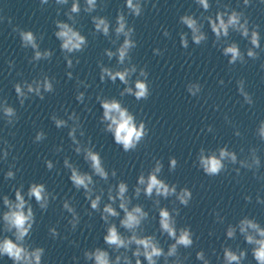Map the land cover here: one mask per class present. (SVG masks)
Instances as JSON below:
<instances>
[{"label":"clouds","instance_id":"1","mask_svg":"<svg viewBox=\"0 0 264 264\" xmlns=\"http://www.w3.org/2000/svg\"><path fill=\"white\" fill-rule=\"evenodd\" d=\"M39 2L41 6L49 4V0H39ZM194 2L204 12H209L212 8L210 0H194ZM216 2L219 6L220 0H216ZM54 3L63 6L68 5L69 0H54ZM148 3L149 0H125L124 8L127 11L125 12L124 8L119 9L113 25L106 16L92 15L97 11L98 6L99 10L103 11L107 7V0H83V7L81 0H71L70 8L64 12L67 22L60 19L54 21L57 29L54 35L60 42L59 47L66 67L73 69L78 65L80 59L76 54L82 53L88 46L87 37L76 27L77 17L83 11L91 17L94 26L93 35H103L115 46L114 50L112 48L104 49V55L109 61L115 58V66H107L102 61L97 62L101 83L111 81L115 84L119 80L124 85L119 92L121 98L132 96L136 101H146L151 95L149 73L146 66L139 67L133 62L131 53L138 46V42L134 38L135 27L129 24L128 16L141 17ZM251 3L252 0H243L245 7L250 6ZM260 3H264V0H260ZM152 6L156 7L155 4ZM220 7L215 15L201 13L199 19L194 13H186L179 17V23L189 30L178 33L181 47L188 49L189 35L193 44L197 46L205 44L208 41V35L204 31V24L207 22L214 34L213 47L219 48L222 55L228 58V65H245L248 59L253 61L260 59L261 53L264 52V46L261 45L260 26L251 23L249 16L243 10L238 11L231 8L229 4ZM60 11V8L56 9L57 16L60 15ZM5 20L12 27V32L18 35L21 47L32 50L33 55L29 59V63L33 64V67L42 60L51 61L54 55L53 51L51 49L42 50L40 47V41L44 39L43 34L37 37L32 30L13 25L12 17L0 14V23ZM231 32L238 33L248 41L250 46L242 51L237 42L228 39ZM163 35L170 37V32L164 29ZM121 37H123L122 42H120ZM153 54L162 56L163 52L156 48L153 49ZM8 65L11 70L15 67V62L9 60ZM260 68L264 71V62H261ZM66 75L69 80L73 79L72 71H68ZM218 83L223 85L224 80L221 79ZM236 85L243 102L249 106L254 105L252 94L246 90V81L243 78L238 79ZM76 86L75 99L83 104L85 92L79 91V88L88 89L91 85L86 80L76 77ZM13 87L21 107L25 105L26 100L32 97L43 100L46 93L55 91L54 78L46 73L33 78L31 82L28 80L16 82ZM185 87L190 96L200 98L203 91L201 83L193 81L187 83ZM95 99L102 108L99 122L103 125V131L110 133L115 144L121 146L125 153L136 151L149 136L150 129L145 120H138L136 114L125 106L122 99L104 96L102 92L97 93ZM215 107L219 110V105ZM64 111L67 119L59 117L55 112L50 116V119L57 129H68L67 135L72 143L73 151L83 157L89 171H82L80 166L67 156L63 159V167L70 173L69 180L72 186L77 192L83 191L85 200L91 209L87 215L91 216L93 212L99 213L105 226L103 241L106 247L97 246L85 249L83 251L85 264H145V262L146 264H185L188 256L182 255L180 249L192 248L195 243L193 239L195 234L188 225L178 226L177 217L180 216V207L162 206L161 201L174 198L172 199L173 205L178 203L180 206L188 207L193 198L191 189L186 186L178 187L176 183L170 184L162 179L161 173L164 164L161 159L155 158L153 166L147 173L143 170L139 173L131 195L126 181L118 180L115 184L109 183L110 178H116V170L109 171L106 168L100 152L95 150L91 137H88L87 140L83 139L85 131L80 116L75 111L71 113H68L67 109ZM0 118L9 128H14L20 119L17 109L11 106L6 98L0 99ZM225 120L231 124L227 116H225ZM206 131L213 132L212 126L208 125ZM10 134L14 135L15 133ZM234 135L241 136L238 128L234 131ZM255 135L261 142H264V120L259 122ZM45 139L46 133L40 130L36 132L33 142L39 143ZM0 143L5 146L0 149V161L7 162L13 145L3 138H0ZM62 151V145L55 148L56 153ZM258 152L257 147H251L246 155L241 156L235 150L230 149L227 144L215 149L200 147L194 165L208 177H217L222 173L230 172H235L237 176H240L241 169H244L251 171L256 179L264 181V172L260 171L264 167V163H262ZM240 153H244L243 148L240 149ZM12 159L15 161L17 157L13 156ZM44 163L49 171L55 168L54 162L50 159H45ZM177 166V158L169 157V172H174ZM15 168V163L8 165V170L4 173L5 180L16 178V171L19 169L13 171ZM101 182L107 185L106 189L101 186ZM13 190L14 199L9 195L0 197L3 205V210H0V258L7 257L12 261V264H45V248L34 246L31 242L34 225L37 222L32 201L34 199L43 213L48 210L51 202L57 200L58 194L49 191L45 183L38 182H31L27 191L24 190L23 183L19 187L13 186ZM105 195L107 202L104 201ZM141 195L152 202V208L158 213V229L151 234L146 233L145 225L156 217L150 215L143 204L133 203V200H139ZM244 199L250 203L252 197L246 195ZM256 202L264 205V198L257 194ZM62 209L70 214L68 225H70L71 231L75 232L82 217L77 212L73 201L69 198L63 199ZM213 214L217 223L225 222V217L221 216L219 212L214 211ZM89 227L91 226L89 225ZM49 234L53 239L60 236L56 227L49 228ZM225 234L228 240H236L237 234H239L249 247L241 248L237 245L233 248L225 243L222 245V258L213 249L212 254L216 255L220 264H244L249 251L256 264H264V225L255 218L244 216L236 224H228ZM209 235L212 233L210 232ZM160 237H166L168 241H171L168 243L167 249L162 245ZM71 243L76 244L75 241ZM196 259L202 264H212L210 257L203 250L196 252ZM73 260L79 264V257H73Z\"/></svg>","mask_w":264,"mask_h":264}]
</instances>
